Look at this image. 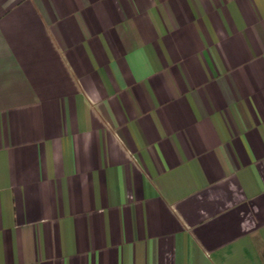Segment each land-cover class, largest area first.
I'll return each instance as SVG.
<instances>
[{"label": "crops", "instance_id": "0c3cea01", "mask_svg": "<svg viewBox=\"0 0 264 264\" xmlns=\"http://www.w3.org/2000/svg\"><path fill=\"white\" fill-rule=\"evenodd\" d=\"M0 264H264V0H0Z\"/></svg>", "mask_w": 264, "mask_h": 264}]
</instances>
